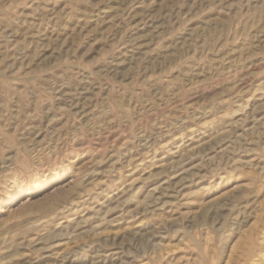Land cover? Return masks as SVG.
Segmentation results:
<instances>
[{"label":"rangeland","instance_id":"374dc122","mask_svg":"<svg viewBox=\"0 0 264 264\" xmlns=\"http://www.w3.org/2000/svg\"><path fill=\"white\" fill-rule=\"evenodd\" d=\"M264 264V0H0V264Z\"/></svg>","mask_w":264,"mask_h":264},{"label":"bare ground","instance_id":"6f19581e","mask_svg":"<svg viewBox=\"0 0 264 264\" xmlns=\"http://www.w3.org/2000/svg\"><path fill=\"white\" fill-rule=\"evenodd\" d=\"M255 262H256L257 264H263V261L260 260V259L256 260Z\"/></svg>","mask_w":264,"mask_h":264}]
</instances>
